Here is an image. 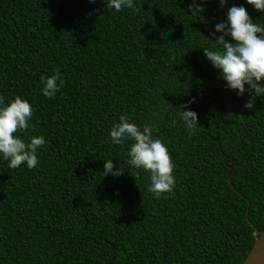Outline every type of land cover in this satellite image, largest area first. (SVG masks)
<instances>
[{"label":"trees","instance_id":"1","mask_svg":"<svg viewBox=\"0 0 264 264\" xmlns=\"http://www.w3.org/2000/svg\"><path fill=\"white\" fill-rule=\"evenodd\" d=\"M187 3L134 0L117 12L107 0H0V95L28 99L34 127L16 134L46 140L32 169L0 160V264L245 259L264 228V100L243 108L247 93L223 87L201 47L215 46L213 25L232 4L257 22L264 13L208 0L192 16ZM54 67L65 83L49 98L40 76ZM190 98L191 134L178 116ZM121 115L155 123L167 145L175 186L159 198L149 173L127 165L131 141H110ZM110 157L118 177L103 176Z\"/></svg>","mask_w":264,"mask_h":264},{"label":"clouds","instance_id":"2","mask_svg":"<svg viewBox=\"0 0 264 264\" xmlns=\"http://www.w3.org/2000/svg\"><path fill=\"white\" fill-rule=\"evenodd\" d=\"M133 3L134 0H107V6L117 12L131 8ZM207 3L208 0H188V13L202 16ZM218 3L224 7L228 0H218ZM245 3L264 13V0H245ZM210 36H215L212 39L216 42L215 46L201 48L205 58L218 70L224 82L223 87L235 90L238 97L247 93L242 107L255 108L257 97L264 100V22L254 20L244 4H232L227 7L226 19L213 25ZM40 81L42 94L49 98L54 97L65 83L58 67H54L51 74H41ZM194 99L190 98L178 107L180 121L189 134L199 124L197 112L190 107ZM33 114L34 109L28 99L17 95L6 100L0 95V160L7 161L9 168L17 169L23 163L32 169L39 162L38 150L45 145V136L31 135L25 140L16 134L18 130L26 131L34 127L31 120ZM172 123L175 125L176 120ZM156 127L155 123H146L141 128L121 115L109 128L108 136L115 145L131 141L127 165L130 169H141L149 173L147 191L159 198L174 188L175 177L167 145L153 135ZM102 167L103 176L118 177L123 173L119 166L114 165L112 157L103 160Z\"/></svg>","mask_w":264,"mask_h":264},{"label":"water","instance_id":"3","mask_svg":"<svg viewBox=\"0 0 264 264\" xmlns=\"http://www.w3.org/2000/svg\"><path fill=\"white\" fill-rule=\"evenodd\" d=\"M229 183L232 188H234L230 177ZM248 205L249 201L247 200V207ZM245 217L247 219V210L245 213ZM254 234L257 235V237L255 238L250 251L241 264H264V228L262 230L254 228Z\"/></svg>","mask_w":264,"mask_h":264}]
</instances>
